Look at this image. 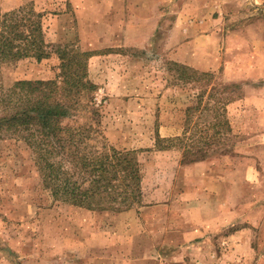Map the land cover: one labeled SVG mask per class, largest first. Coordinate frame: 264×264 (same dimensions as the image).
I'll list each match as a JSON object with an SVG mask.
<instances>
[{"label": "rangeland", "instance_id": "rangeland-1", "mask_svg": "<svg viewBox=\"0 0 264 264\" xmlns=\"http://www.w3.org/2000/svg\"><path fill=\"white\" fill-rule=\"evenodd\" d=\"M144 2L146 10L136 11L124 10L120 0H0V13L18 8L40 13L53 46L41 61L28 57L0 63V94L17 81L56 79L57 47L93 53L87 78L95 89L82 98L72 125L91 127L87 135L93 137L95 151L103 147L145 151L139 155L143 173L139 202L113 203L122 210L91 214L53 200L35 172L36 155L22 138L1 134L0 242L13 253L0 256V264H69L71 253L80 255L92 246L101 251L105 243L116 250L111 264H212V259L192 252V242L199 244L197 252L225 246L222 237L241 225H232L233 220L241 219L230 218L229 204L224 203H264L263 134L259 127L249 126L264 115L251 109L252 85L244 84V77L235 79L237 73L227 71L226 65L205 76L191 70L182 79L170 68L166 48L149 46L146 38L148 8L161 9L155 22L160 38L168 35L173 16L165 15L167 2L176 7L168 12L189 3L200 11L199 19L213 14L223 31L231 28L253 37L245 25L260 19L257 9L264 10V0H132L130 6ZM128 26L134 27L124 32ZM230 83L236 86L230 88ZM209 124L217 126L208 130ZM182 135L180 147L156 144L157 137ZM197 149L199 154L184 152ZM194 159L200 160L191 164H202L193 170L188 162ZM218 183L236 189L231 187L230 194ZM242 213L243 218L246 212ZM89 227L105 238L95 237ZM202 237L208 240L196 243ZM204 240L209 243L203 245Z\"/></svg>", "mask_w": 264, "mask_h": 264}, {"label": "trees", "instance_id": "trees-1", "mask_svg": "<svg viewBox=\"0 0 264 264\" xmlns=\"http://www.w3.org/2000/svg\"><path fill=\"white\" fill-rule=\"evenodd\" d=\"M46 35L42 15L32 9L0 13V63L28 57L36 61L47 59L53 46ZM69 47L63 45L54 52L60 61L58 80L17 81L0 94V136L22 138L36 155L34 165L53 200L90 211H121L112 204L139 202L143 178L139 155L145 151L113 147L95 151L93 137L87 135L91 127L72 125L79 117L82 98L95 85L87 78V61L93 53L76 52ZM170 65L182 79L191 71L175 63ZM84 108L90 112L88 104ZM215 126L209 124L206 129ZM183 138L184 135L176 139L157 137L156 144L166 142L165 147H180ZM184 152L200 153L198 149ZM54 157L57 161L52 160Z\"/></svg>", "mask_w": 264, "mask_h": 264}, {"label": "crops", "instance_id": "crops-1", "mask_svg": "<svg viewBox=\"0 0 264 264\" xmlns=\"http://www.w3.org/2000/svg\"><path fill=\"white\" fill-rule=\"evenodd\" d=\"M120 1L122 7H126V9L122 8L124 10H133L127 7H136L138 8H134L136 11L140 10L141 8L146 10L143 8L145 6V2L130 6V2L132 0ZM172 3L173 2H167L169 8H164L165 15L171 14L170 16H173V19L170 23L171 28L166 38H160V29L156 25L154 17V15H157L158 13L162 14L160 11L161 9L148 8L149 14L147 17L149 18H147L146 21L148 23L149 30L146 38L150 43L149 46L163 45L167 50L166 57L168 60L197 73H209V71L214 73V71L219 70L222 65H226L227 71L230 70L233 71V73H237L236 77H234L235 79L237 77H244V84L248 86L252 85L250 87H252L254 93H249L251 100L250 103L252 104L251 109L253 111L255 110L257 115L259 112L264 115V10L257 9L258 11L260 10L259 13H261L260 19L257 20L255 18L252 19L250 23H245L246 25L244 24L246 26V32L254 33V36L252 37L251 35L244 34L243 36L242 34H237V32L235 33L233 30H231V28L223 31L219 25V21L213 17V14L204 20L199 19L200 11L194 7L191 8L189 3L184 5V8H181L180 10L178 9L173 12H168L169 10H174V8H176ZM180 5L178 7H180ZM129 27L134 26L126 27L124 32H127ZM94 60L99 62L106 59L94 58ZM229 85L230 88L236 86L232 83ZM245 96L247 95H242L241 99H244ZM255 122L252 121L254 124L249 126L257 127V129L259 127L261 129L264 142V118L261 121L258 120V122ZM251 155L252 154H249V156ZM236 158L237 157L235 156L231 159ZM199 164L202 163L199 162L196 164H191L193 170L195 169V166H199ZM35 170V172L38 174L36 168ZM213 172L215 175H217L215 169H213ZM248 174H251V172L248 171ZM249 180L250 179L246 178L247 182H250ZM214 182H217V180L215 179ZM216 185L220 187V190L227 188L230 194L231 187L236 189L235 185H232L231 187L230 185L226 187V185H221V183ZM62 204L67 205L69 209H78L79 211L81 210V212L85 211L91 214L92 212H95L71 205L69 206L66 203ZM226 204H229V207L226 208V210L230 218L233 216H239L237 219H241L240 221L233 220L232 225H241L227 234V237H222L223 239L225 238V246H222L219 249L216 248L214 250L210 247H202V250L197 252L196 249L199 248L197 241L207 239L206 237H202L200 240H195L197 245L192 242V247L195 249L192 252L196 253L198 257L200 256L199 258L209 260L212 259V264H264V203H224V205ZM256 209H258L259 212L255 211ZM244 211L246 213L242 218V212ZM91 233H94L95 237L99 235L101 238H105L104 234H97L92 231V229ZM76 238L81 240L79 236H76ZM220 238L221 237L218 239ZM207 240H204L202 244L206 245L209 243ZM220 240L218 241V244H220ZM86 242L88 244V240ZM103 249L100 251V248L96 249L94 246H92L89 248V250L80 253V255L71 253L69 259L66 260L69 264H111L113 262V257L116 256V250L109 248L107 243H105ZM12 253V247H8V245H1L0 242V256H8L12 255ZM36 260H38V258H36ZM54 261H57L56 257Z\"/></svg>", "mask_w": 264, "mask_h": 264}]
</instances>
